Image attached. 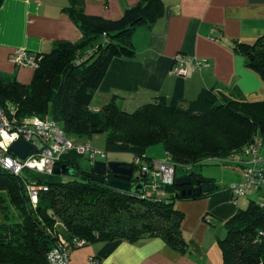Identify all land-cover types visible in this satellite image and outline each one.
<instances>
[{"label": "trees", "instance_id": "16d2710c", "mask_svg": "<svg viewBox=\"0 0 264 264\" xmlns=\"http://www.w3.org/2000/svg\"><path fill=\"white\" fill-rule=\"evenodd\" d=\"M67 10L80 26V41L58 42L50 52L38 53L42 59L29 84L0 74V105L11 118L54 119L67 136L79 142L104 133L105 151L133 154L132 165L137 170L153 161L147 157V149L162 143L176 173L182 165L188 174L213 182L199 167L234 162L235 155L255 136L264 138V100L248 101L237 93L203 90L188 105L159 97L134 112L125 110L113 97L99 110L91 109V99L112 59L134 57V31L144 21H155L164 7L160 0H141L115 20L88 16L74 7ZM233 48L264 81V34L252 43L236 41ZM83 156L71 150L61 157L59 165L67 163L80 173L67 180L56 173L25 171L17 175L0 167V213L10 204L21 212L14 224L9 223L8 212L0 218V263L49 264L48 252L63 235L60 228L68 239H84L82 246L94 241L160 237L184 252L185 214L175 208V202L197 199L219 188L215 184L209 192L175 196V181L164 187L165 193L149 189L142 194L123 192L110 187L112 174L106 173L103 182L94 180V165L84 170ZM142 158L147 161L141 163ZM27 175L48 186L39 193L36 205L26 189ZM224 224L228 234L219 240L223 264H264V199L252 200Z\"/></svg>", "mask_w": 264, "mask_h": 264}, {"label": "crops", "instance_id": "0c3cea01", "mask_svg": "<svg viewBox=\"0 0 264 264\" xmlns=\"http://www.w3.org/2000/svg\"><path fill=\"white\" fill-rule=\"evenodd\" d=\"M160 1L163 14L153 22L144 21L137 26L133 33L135 56L112 59L91 99V109L99 110L113 97L125 110L137 109L159 97L168 101L177 99L188 105L203 90L237 93L248 101L264 100V81L247 67L245 58L233 48L236 41L252 43L264 34V0ZM139 2L141 0H3L0 74L29 84L34 69L11 61L15 49L46 53L58 42L80 41L82 31L68 7L82 10L88 16L115 20ZM180 57L189 59L184 75L173 71ZM205 59L208 65L196 66V62ZM241 155L246 158L245 154ZM165 159L166 156L158 160ZM233 163L240 168L239 179L233 181H239L242 165ZM215 184H218L216 179ZM228 186H219L213 193L197 199L180 200L179 208L185 211L184 252L172 248L160 237H144L136 241H94L90 243V257L97 256L105 264H223L219 244L223 227H214L234 215L243 198H234ZM258 192L264 199L262 191Z\"/></svg>", "mask_w": 264, "mask_h": 264}, {"label": "built area", "instance_id": "2783aa9c", "mask_svg": "<svg viewBox=\"0 0 264 264\" xmlns=\"http://www.w3.org/2000/svg\"><path fill=\"white\" fill-rule=\"evenodd\" d=\"M42 56L26 49H15L11 54V61L18 66L39 67ZM188 57H180L173 71L178 75L187 72ZM208 61L196 62V66H206ZM18 139H24L33 145V152L25 158L11 150V145ZM264 138L255 136L254 140L247 145L243 154H236L234 162L242 165V179L233 181L228 186L234 198L248 197L254 192L264 188ZM75 150L85 155L90 163L102 161L107 156L105 150H100L91 142H79L73 137L67 136L64 129L54 119H44L33 116L18 121L11 118L3 106L0 105V167L21 174L25 171L39 174H53L61 157L68 151ZM138 162V159H136ZM138 179L145 182L144 192L150 191L165 193L164 187L173 185L176 181V166L165 160H153L144 164L138 170ZM26 189L32 202L36 205L41 191L48 190V186L40 182L38 178L27 175L25 180ZM261 200V198H260ZM85 240L73 237L71 239L60 235L58 241L52 246L47 255L49 264H73L70 261L71 249L75 246L84 245ZM89 264H105L98 257H90Z\"/></svg>", "mask_w": 264, "mask_h": 264}, {"label": "rangeland", "instance_id": "374dc122", "mask_svg": "<svg viewBox=\"0 0 264 264\" xmlns=\"http://www.w3.org/2000/svg\"><path fill=\"white\" fill-rule=\"evenodd\" d=\"M4 77L11 79V78L6 77V76H4ZM135 110H136V107H133L127 111L128 112H134ZM85 141L91 142L93 147H95L97 149L105 150L106 142H105V134L104 133L95 134L91 139L85 140ZM263 153H264V149H263ZM146 155H148L147 156L148 158L153 156V158H150V159H156V160L163 159L166 156V150H165L164 145L162 143H156V144L151 145L147 149ZM134 159H135V156L131 153L117 152V153H107V156L105 158H103L102 161H115V160H117V161H121V162L132 163L134 161ZM146 161L147 160L145 158L144 159L142 158L141 163L146 162ZM226 162L223 161V162H220L218 164L215 162H209V163L199 167L198 171L201 172L202 174H208L210 176H213L217 180L218 186L223 188V187L230 185V183L233 180H238L239 174H240V168L235 166V164L233 162H231L230 160H229L230 163H228V162L226 163ZM80 163H81V166L83 167L84 170H87L88 168L91 167L90 160L85 155L83 157H81ZM188 173H189V170L185 169L182 165L177 166V177L186 175ZM56 175L62 180L72 179L74 177V176L64 175V174H56ZM261 191H262V196H264V188H262ZM260 197L261 196H260L259 192L257 191L248 197L240 198L239 203H238L240 208H238L235 213H237V211L239 209L248 208V206L252 200L258 201L260 199ZM179 203H180V200H177L175 202V208H177L178 210L185 213V211H183L182 209L179 208V206H180ZM7 212L10 214L9 223L14 224L15 220L21 219V212L19 209L16 208V206L10 204L8 206V208L4 209L2 211V213H0V218L4 219V217H5L4 214L6 215ZM225 220L226 219H224L223 222H220L218 224L216 223V226L214 225L215 226L214 228H216V229L219 227H223V229H222L223 238H225L228 234V229H227L226 225L224 224ZM60 231L63 235H65V229L60 228ZM91 247H92L91 244H89V245L78 247V248H72L71 249V255H70V261L73 264H89Z\"/></svg>", "mask_w": 264, "mask_h": 264}, {"label": "water", "instance_id": "95a60500", "mask_svg": "<svg viewBox=\"0 0 264 264\" xmlns=\"http://www.w3.org/2000/svg\"><path fill=\"white\" fill-rule=\"evenodd\" d=\"M11 150L19 155L21 158H25L33 152V145L24 140L18 139L11 145ZM92 170L95 174L92 178L96 181L103 182L105 180V174H112L109 179L110 187L123 192H130L134 194L144 193L145 182L138 179V175L135 178V167L132 163H126L121 161H96ZM56 174H64L70 176H79L80 173L67 163L58 165L54 169ZM191 184L196 186L195 189H188ZM177 190L175 196L185 194H201L203 192H209L215 189V182L210 181L200 176H192L187 174L176 179Z\"/></svg>", "mask_w": 264, "mask_h": 264}, {"label": "flooded vegetation", "instance_id": "af4514ba", "mask_svg": "<svg viewBox=\"0 0 264 264\" xmlns=\"http://www.w3.org/2000/svg\"><path fill=\"white\" fill-rule=\"evenodd\" d=\"M139 174V171L137 170V169H135V178L137 177V175ZM188 189H195L196 188V186L194 185V184H191V185H189L188 187H187Z\"/></svg>", "mask_w": 264, "mask_h": 264}]
</instances>
